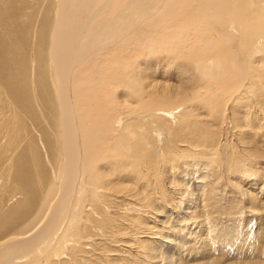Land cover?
<instances>
[{"label":"bare ground","instance_id":"obj_1","mask_svg":"<svg viewBox=\"0 0 264 264\" xmlns=\"http://www.w3.org/2000/svg\"><path fill=\"white\" fill-rule=\"evenodd\" d=\"M150 1L0 0V264H14V261L6 258L12 254L14 257L15 254L20 256L17 261L34 260L48 250L55 253L56 259L57 256H64V248L71 241L73 232L70 224L77 219V215L72 212L77 205L75 199L72 201L75 197L73 192L79 195L89 188L88 183L95 180H100L102 184H98L99 188H93L89 184L93 189L89 190L93 194H97L96 191L101 188L103 191L110 190L118 183L120 187H117L115 193L124 195L126 199H133L140 206L138 208L133 205L125 216L127 218L123 220L124 223L127 221L125 231L134 233H120L121 229H115L114 232L110 231L109 239L114 241L120 235L123 239H129L121 241L122 246L128 249L125 252L129 253L133 249V257L142 258L143 255L148 264H251L246 259L236 262L240 261V252L248 254L247 256L255 252L260 257L264 254V133L260 132V127L264 124V91L253 96L252 101L250 100L252 103L249 101L251 105L245 100L235 104L229 122L231 130H226L222 140L215 134H209L207 130L202 132L195 128L192 103L183 102L184 104L179 105L183 107L180 112H177L179 107L153 109L142 114L129 110L131 112L125 120L127 123L119 117L114 124L110 122L108 109L95 108L100 99L90 88L96 90L104 84L97 82L92 86L90 82L87 85L91 80L89 75L94 73L90 62L94 64L93 69L98 70L103 57H118L114 52L128 45H118L115 50L106 53L100 51L106 45H113L121 39L131 24L143 21L135 33H130L131 38L138 36L135 47L145 42L171 48L176 44H184L186 38L197 31V21L193 15L182 26H175L167 16L160 26L144 27L160 7L169 4L164 0L160 6H144ZM195 1L202 3L204 0ZM261 4L262 9H257ZM236 6L255 15L260 23L257 29L262 32L259 38L264 39V29L261 26V21L262 24L264 22V0H238ZM234 8L225 9L226 13H231L226 16L229 20L225 18V23L215 21V26L211 23V13L206 16L202 14V20L208 26L200 31L205 37L202 36L198 43L193 42L196 43V48L204 38H210L211 41L218 38L228 43L229 33H237L233 19H230L236 12ZM233 29L235 30L232 31ZM259 38L257 45L264 41L261 42ZM188 40L194 41L190 38ZM262 50L256 48L253 52L257 54ZM235 53L228 50L220 53L218 58L213 56L203 63L201 59L196 63L194 72L207 78H212L210 75L214 72H221L222 76L230 65L242 62H238ZM94 54L98 57L91 60ZM143 54L149 56L151 53H130L129 56L141 57ZM252 54L247 52L245 59L252 57ZM216 67L222 69L216 70ZM167 83L165 81L157 88L165 91V88L168 89ZM188 101L187 99L186 102ZM95 109L98 110L97 114ZM144 114L155 120L141 124L139 120ZM240 115L244 116L243 119L239 118ZM138 131H145L147 135L148 131L159 133L161 146L153 148L152 152L141 151L140 157L137 155L135 158L140 163L132 165L133 170L127 169V173L123 175L119 172L117 176H110L100 172V166H110L113 163V155L119 149L111 147L115 140L119 138L123 143V136H127L129 142L137 136L135 133ZM229 134H233L230 144ZM128 150L129 147L126 152ZM251 160L257 162L251 163ZM256 165L260 166L257 171ZM49 167H52L50 171ZM81 174L86 177L89 174L87 183L85 178L78 184ZM54 176L58 185L52 189L57 194L48 202L47 214L34 226L23 231L22 228L43 210L49 198L47 192L52 187L50 181H53ZM222 178L226 179L225 182L237 185L235 188L243 203V206H239L254 216L258 231L255 240L247 239V231H239V223L225 224L229 225L226 228L224 224L218 227L220 222L217 219L214 223L209 219L211 222L208 223L209 207L219 203L220 197L225 195L221 186ZM149 188L155 189L158 195H153L155 193L152 194ZM106 199L103 194L99 200L104 203ZM240 202H236L237 205ZM163 203L175 205L181 213L179 220L184 223L174 222L170 226V218L167 219L171 236L163 235L162 242H158L157 238L159 240L160 237H156L158 234L154 233L157 232L156 225H148L140 211L148 208L149 212H159ZM68 213L72 216L63 228L62 221L65 222ZM253 218L250 217L249 220ZM130 240L133 243H129ZM73 241L77 245L82 239ZM73 251L69 250L70 259L60 260V264H81L80 254L83 251L79 249L78 254L72 255ZM225 253L238 257L231 260L228 255V259H225ZM109 262L107 264H111ZM47 264H53L50 258H47Z\"/></svg>","mask_w":264,"mask_h":264},{"label":"rangeland","instance_id":"obj_2","mask_svg":"<svg viewBox=\"0 0 264 264\" xmlns=\"http://www.w3.org/2000/svg\"><path fill=\"white\" fill-rule=\"evenodd\" d=\"M163 1L164 0H151L148 3H145L144 6L148 8H153L156 5L160 6L163 3ZM173 1L174 0L172 1L166 0V2L169 4L167 5L164 4L165 5V6L163 5L164 7L163 6L160 7L161 10L158 9L156 11L157 15L154 14L155 17L154 15L151 16V18L153 19L149 18V21H147V23L144 24V27L146 26L149 28V27L160 26L161 25L160 23H163V21L167 16H168L167 19L171 20V22L174 23L175 26H182L187 20H189L188 17L193 15V17H195L194 20L197 21L196 24L197 31H195V33H191L192 36L191 35L188 36V39L189 38L194 39V41H190L186 38L184 44L182 45L176 44L171 48H166L158 45H150L145 42H142L135 47L136 37L138 36L136 35V37H134L135 35L133 34L134 35V36L132 35L134 38L133 39L131 38L130 33L131 32L135 33L143 21L140 20L135 24H131L124 32V36L121 39L117 40L113 45L111 44L106 45L107 47L106 46L103 47V50L100 51L101 53H106L111 50H115V48L118 45H128L126 47L117 49L114 52V55H117L118 57L112 59L110 55L103 57L101 59V66L98 70H94L93 69L94 64L92 63V61L90 62V65H92V70L94 73L93 74L88 73L90 74L89 76L91 80L87 82V85H89L90 82H92V86H94L95 83L97 82L104 84L102 86H99L100 88L96 90H92V88H90V91L93 92L94 95L98 96L100 99L99 105L95 108L108 109L111 118L110 122L114 124L116 123V120L119 117L122 118L123 122L127 123V121L125 120L126 118L128 119V113L131 111L135 114H142L151 111L153 109L154 110L168 109L173 107H179V105L184 103L185 104L192 103L191 112L193 114V122L195 123L196 126L195 128H198L202 132L207 130L209 134H215L218 136L219 140H222L221 138H225L226 130L228 131V129H230L231 127V124H229V122L231 120V112L235 104L237 103L240 104L243 100L248 102L250 100L252 101L253 96H255L259 91H264V51H263L264 41L262 42V40L264 39L259 38V36L262 35V32L257 29L260 23L256 20L254 14H250V12L249 11L247 12V10L245 12V10L243 11L242 8L239 9L238 6H236L238 5V0H230V1L228 0L229 2L227 0H219V1L204 0L202 3H196L195 0H183V1L175 0L174 2ZM227 2L229 5L227 4ZM239 2H241V0H239ZM262 5L263 4L257 7V9L260 7L262 9ZM233 6L237 7L236 8L237 10ZM228 8H234L236 11L234 17L230 19H233V23H235L237 33L236 34H234V32L229 33L230 38L228 39V43H224L223 40H219L218 38L217 39L213 38L212 41L210 38H209L210 40L208 38H204L202 42L199 43L200 44L199 47L196 48L195 44L199 42V39L202 38V36L205 37V35L201 34L200 31L204 30L208 26V23L202 20L203 15L205 14L206 16L207 14L211 13V17H212L211 23L213 26H215L218 20L221 21V23L222 21H224L223 23H225L226 19L229 20V18L226 17L227 14H231L229 12L226 13V10ZM164 13H166L167 15L165 14L166 15L165 16ZM181 16H183L184 18ZM263 24L261 21L262 29H264ZM237 25H239L241 28H238L239 26L237 27ZM234 30L235 29H233L232 31ZM245 35H247L248 37ZM258 38L262 43L257 45ZM250 39L253 41H251ZM179 42L181 43V41ZM193 42L196 43L194 44ZM131 47L133 48L135 47V48L132 49ZM256 48L258 50L263 49L262 52L260 51L261 54L260 52L257 54L253 52V50ZM228 50L234 51V53L236 52L235 57L238 58V62H240V60L242 61L240 62L241 65L240 64L230 65V67H228L229 70L225 71L224 75L222 76H221V72L219 74L217 72H214L212 73L213 75H210L212 76V78H207L206 76H200L194 72L196 63L200 62L201 59L203 63L205 62V60L209 59L210 57L212 58L214 56L218 58V56L221 55L220 53H226L228 52ZM246 51L252 52L253 53L252 57L245 59L247 54ZM130 53L133 54L151 53V54L149 56L148 54H143L141 57H139L137 55L129 56ZM97 57L98 55L94 54V57H91L90 59L91 60H93L94 58L97 59ZM153 68H156V70H152ZM218 69H222V68L216 67V70ZM160 77H162V79ZM163 79L166 82H168L167 83L168 89L165 88V91H162V88H157L159 87V85L161 87L162 85L161 83L165 82ZM156 82L158 84H156ZM151 87L152 89L150 90ZM187 99L189 100L188 102H186ZM250 102L249 104L251 105L252 102L251 103ZM182 109L183 107L180 106L177 112L178 111L180 112ZM95 113L97 114L98 110L95 109ZM146 115L147 114L141 116L143 117L141 120H139L141 124H145L155 120L151 118L149 119V117ZM242 116L243 115H240L239 118L243 119L244 116L243 117ZM175 122L176 120L173 121L172 125H174ZM116 126L118 125L116 124ZM156 126H158V123L156 124ZM117 129H119V126L117 127ZM260 132L264 133V124L262 127H260ZM114 134L116 135V132ZM158 134L159 133H150V131H148V135H147L145 131H138L135 133V135L137 136L134 139H131V141L129 142L127 139L128 137L126 136L125 138L123 136V139L125 140L123 143H121L120 139L117 138V140H115V142L111 146V147L119 148L118 151L116 150L117 153L115 152V154L113 155L112 165L109 164L110 166H108L103 164L102 166H100V169L102 170L98 168L99 165L96 168H98L100 172L106 173L110 176H117L119 172L120 175H123L127 173L128 171L127 169H129L130 171L133 170L134 168L133 166L140 163L138 159L135 158H137V155L140 157L141 151L152 152L153 148L161 146V142L159 141L161 137L158 136ZM232 135L233 134L231 135L229 134L230 138L228 139V144H230V139H232L231 138ZM127 147H129V150L127 151L128 153L126 152ZM43 162L45 161L43 160ZM250 162L255 163L257 161L251 160ZM256 167L258 168L255 169V171L260 169L259 165H256ZM51 168L49 167V171L51 170ZM87 177L89 179V174H87ZM87 177L84 174L83 175L81 174L78 184H80L81 179L84 181L85 178H86L85 182L87 183ZM229 179H231L232 182H235L233 177H230ZM221 180H222L221 186H223L222 187L223 191H225L224 193L225 195L223 196L225 199L223 197L222 198L220 197L221 204L219 202L209 207L210 217L208 218L209 221L208 223L211 222L210 221L211 219L213 223L215 222L216 219L217 222H220L217 224L218 227H222L223 224L232 225L235 223H239L240 225L239 231H241L240 229L247 231V239L249 241L255 240L258 236V231L256 230L257 227L255 224V218H253L254 216H252L251 213L247 211V209L241 207L243 206V203H241L242 201L239 200L241 198L238 194L237 189L235 188V186H237L236 185L237 183L235 182L236 184L235 183L231 184L230 182H225L226 180L225 178L224 180L223 178ZM50 182H52L50 184V186L52 185V187L50 188V191L47 192L49 194V198L47 199V202H45L43 206L44 207L43 210H41L40 213L37 214L35 219L30 221L24 227V229L22 228L23 231H26L27 228H31V226H34L42 217H44L47 214L48 206H49L48 202H51L52 198L54 197V194L55 195L57 194V192L54 193V190L52 188L58 185L55 176L53 177V181L51 179ZM89 184H91L93 188H99L100 187L99 185H101L102 183L100 180H95L94 182L88 183V187H89L87 188L88 192H86L87 190H85L84 192H81L79 195L78 194L76 195L75 192H73V195L75 197L72 198V201L76 200L77 205L73 207L74 209L73 211L72 209L70 211H72L74 214L77 215V219H75L70 224L73 231L72 232L73 238L71 237L72 239L70 238L71 241H69L68 243L69 245L67 244V246H65L64 249L66 253L62 254L64 256L62 257L61 255L60 257L57 256L56 259L55 253L48 250L36 256L34 260L27 259L26 261L25 260L17 261L16 259H18V257L20 258L18 254H15L17 256V257L15 256L16 258L14 257V254L7 256L6 258L9 259L10 261H14V264H47V258L48 259L50 258V261L53 264H60L63 260L70 259L68 253L69 250L70 251L74 250L72 252V255H74V254H78L80 249L83 251L80 254L81 257L79 256L82 259L80 261L81 264L83 262L85 264H89V263L107 264L109 262V259H110L109 263L111 264H135V263L148 264V261H145V257L143 255L141 257L142 258L144 257V259L138 258L136 256L133 257V249L130 250L129 253L125 252V250L128 251V249L127 247L122 246L123 244L121 243V241H129V239L127 238L123 239L122 235L114 238V241L109 239L110 231L114 232L115 229H121L120 233L129 232L130 235L134 233L133 231L130 232V230L125 231L126 230L125 223H127V221H125L124 223L123 220L127 218L125 216L130 212L133 205L138 206V208L140 206L136 202H133L132 201L133 199L127 198L128 199L127 200L124 195L115 193L117 187H120L118 183H116V187L110 190L105 189L103 191L101 190L102 188L99 189L98 191H96L97 194H93L92 191L89 190L92 189L91 188L92 186L91 185L89 186ZM262 187H264V183L262 184ZM256 188H257L256 190L258 191L259 183L256 186ZM101 191H103V193H101ZM149 191L152 194L155 193L153 194L155 196L158 195V192L155 189L149 188ZM103 194L106 195L107 197L104 203H102L101 200H99L100 197L103 196ZM237 196L239 198H237ZM97 201H99V204ZM235 201L236 202L241 201V202L237 205ZM165 206L166 208L164 209ZM174 206L169 204L168 205L164 204V206L161 208L163 211H161V209H158V211L161 213L154 211L149 212L148 208H147L148 210L144 209L140 211L143 213L142 217L146 218L145 221L146 223H148V225L153 227L156 225L157 232H154L155 230H153V232L158 235L161 233L159 236L158 235L156 236V237H160L159 240L157 238L158 242H162L163 238H161V236L163 235L167 236L170 234L171 230H169V225H167L168 224L166 222L167 219L170 218L168 220L169 223L171 222L170 226H172L174 222L184 223L183 221L179 220L181 213L180 211H178V208ZM204 206H206V204H204ZM237 206L238 208H235ZM240 210L243 211L240 212ZM219 211L221 213H217ZM229 212L232 216L229 214ZM71 216L72 215H69L68 213V217L66 218L65 222L62 221L63 228L67 226V223L69 222L68 220L70 219ZM250 217H252L253 219L249 220ZM246 218L251 222H249ZM162 221L163 222L165 221V223H163L165 225L162 224ZM243 222H245L246 224L245 223L243 224ZM229 225H225L224 227L226 228ZM185 227H187V225H185ZM22 230H20L19 232H22ZM69 235L71 236V233H69ZM79 238L82 239V242H80L81 241L80 240L78 243L79 246L78 244L75 245L74 243H72L74 242L73 240L75 239L79 240ZM85 242H88V244H86ZM89 243H91L92 245ZM129 243H133V242L131 241ZM240 254H242V256L233 257L231 254L229 255L225 253V256L223 258L228 259L227 256L229 255V259L231 260H236L237 257L238 259H240V261H236V262H242L243 260L246 259V261H248L251 264L255 263V261L258 262L260 261L259 264L261 262H263L264 264V254L261 255L262 257L256 256V252L253 255H249V256H247L248 254L242 252H240ZM20 255L21 257L23 256V254ZM85 256L88 257L86 258ZM217 257L218 256H215V258ZM249 257H251V259ZM252 257L254 258L252 259ZM130 262H135V263H130Z\"/></svg>","mask_w":264,"mask_h":264}]
</instances>
